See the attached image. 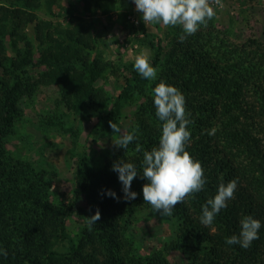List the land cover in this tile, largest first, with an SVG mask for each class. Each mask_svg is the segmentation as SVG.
<instances>
[{"label": "trees", "instance_id": "16d2710c", "mask_svg": "<svg viewBox=\"0 0 264 264\" xmlns=\"http://www.w3.org/2000/svg\"><path fill=\"white\" fill-rule=\"evenodd\" d=\"M41 1L0 3V247L8 252L6 258L0 256V264H173L172 252L183 264H264V227L247 249L225 243L238 234L242 216L264 223V35L239 41L233 19L227 25L219 22L222 3L234 0H211L216 15L183 42L180 26L160 28L163 25L153 23L158 34L148 31L132 0H80L73 9L62 5L65 0H46V18L38 13ZM115 13L122 16V32L134 35L135 50L149 53L158 69L155 81L143 79L134 61L121 74V68L105 58L93 16L100 14L109 23ZM107 26L102 25L104 31ZM27 32L35 46L21 47L19 40ZM108 75L123 82L115 97L98 86ZM161 79L186 98L194 121L187 151L201 162L207 177L204 189L187 195L171 217L145 203L142 188L147 181L140 176L131 185L137 198L123 199L118 174L112 170L114 163L125 160L142 174L143 151L159 143L162 122L155 115L153 89ZM49 86L57 89L70 111L86 109L97 115L107 134H115L109 122L119 125L124 108L130 107L129 131L137 136L127 150L106 157L98 169L83 152L68 206L51 199L55 187L49 171L8 149L25 118V103ZM212 128L215 134L208 135ZM232 179L238 180L234 198L212 225H202V206L221 182ZM109 189L120 199L106 195ZM86 196V218L72 235L67 222ZM138 210L163 217L175 238L141 254L130 235ZM97 211L100 219L90 224L87 219Z\"/></svg>", "mask_w": 264, "mask_h": 264}, {"label": "rangeland", "instance_id": "374dc122", "mask_svg": "<svg viewBox=\"0 0 264 264\" xmlns=\"http://www.w3.org/2000/svg\"><path fill=\"white\" fill-rule=\"evenodd\" d=\"M45 1H41L42 4L38 10L42 18L47 17ZM3 2L5 0H0V3ZM79 2L80 0H65L62 5L73 9L75 6L78 7ZM219 17V22L222 21V24L226 25L233 19L234 31L239 38L236 40L240 41L253 35L259 37L264 35L261 34V31L264 33V0L250 2L234 0L231 3H222ZM93 21L98 25L100 49L105 52L106 59L121 68V74L124 66L134 61L136 55L144 53L149 56L148 52L139 53L135 50L133 34L122 32L123 19L120 14L113 15L112 21L109 22L110 25L100 14L93 16ZM102 25H108V29L104 31ZM163 27L164 25L160 28ZM146 29L150 32L154 31L155 34L159 32L153 23L147 24ZM19 44L21 47L29 44L35 46L31 32L23 34ZM34 73L36 74L37 71ZM119 84L114 76L108 75L106 79L98 83V86L115 97L121 90ZM57 101L59 103H56ZM130 109L128 106L124 108L123 118L119 123V126L126 131H129L131 124ZM24 112L25 118L17 126L16 134L8 143V149L49 171L50 181L55 187L50 193L51 199L55 203L68 206L73 201L78 162L83 152H88L89 158L93 161L92 167L100 168L106 157L120 150V147L115 144L118 134L105 133L100 129L98 116L86 109L81 113L70 111L66 104H61L59 93L52 86L42 88L38 95L28 100L24 105ZM43 125H47L46 128ZM88 198L86 196L76 205L71 219L69 218L67 222L72 235L78 231L86 218ZM159 215L145 210L136 212L134 222L130 226V235L141 254L148 253L153 248H159L164 241L170 243L175 238V230L172 231L169 223ZM63 250H68V247ZM170 260L173 264H183L182 257L175 252L170 254Z\"/></svg>", "mask_w": 264, "mask_h": 264}, {"label": "clouds", "instance_id": "9594fccd", "mask_svg": "<svg viewBox=\"0 0 264 264\" xmlns=\"http://www.w3.org/2000/svg\"><path fill=\"white\" fill-rule=\"evenodd\" d=\"M136 11L142 14V20L150 23L180 26L183 42L188 36L194 35L201 26H207L208 21L216 15L211 0H132ZM218 3V0H217ZM133 67L136 72L149 81H155L158 69L153 67L150 58L141 53L135 56ZM153 105L155 115L161 123L159 143L150 150L143 151L141 171L136 164L118 161L112 170L118 174L121 183L123 199L135 200L138 193L131 190L134 179L140 176L146 180L142 188L143 199L161 216L171 217L175 206L184 202L185 197L202 191L207 184L205 170L199 160L195 159L187 146L191 140L190 125L194 123L191 113L186 110V98L175 86L161 79L153 89ZM110 127L118 139L115 144L123 149L137 139L135 131H126L116 122L110 121ZM216 129L207 130L208 135H214ZM137 151L140 146L137 145ZM238 180L232 179L227 183L221 182L214 197L209 198L202 206L199 221L208 226L214 223L222 209L228 207V202L234 198ZM106 195L120 199L111 189ZM100 219L99 211L88 218L90 224ZM264 227L259 219L252 215H244L239 220L238 234L227 237V245H239L247 249L252 242L259 238L260 230ZM8 252L0 247V256L7 257Z\"/></svg>", "mask_w": 264, "mask_h": 264}]
</instances>
